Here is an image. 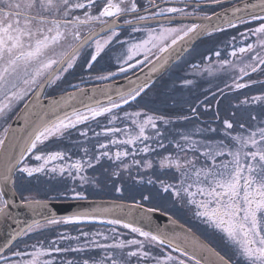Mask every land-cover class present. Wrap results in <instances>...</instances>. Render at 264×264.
Segmentation results:
<instances>
[{
	"label": "snow or ice",
	"instance_id": "1",
	"mask_svg": "<svg viewBox=\"0 0 264 264\" xmlns=\"http://www.w3.org/2000/svg\"><path fill=\"white\" fill-rule=\"evenodd\" d=\"M163 2L167 4L169 0ZM210 2L223 7L224 0ZM188 7V4L184 7H162L157 0H147L146 4H142L141 0H0V117L6 118L15 104L30 95L35 97L31 105L25 104L28 111L24 115V125L19 135L13 137L10 150L0 153V219H13L10 209L14 203L8 196L17 191L16 172L26 173L28 177L35 173L58 174L63 184L61 188L51 189L55 196L48 199H24V204L34 215L42 216L44 222L33 221L27 227L10 233L0 246V264H56V256L69 253L77 254L78 258L61 259L59 264H133V258L135 264H264V93L240 101L242 105L259 104L260 111H246L236 120L226 118L222 121V129L198 127L195 134L201 135V139H195L192 132H179V139L170 141L174 143L175 155L156 153L160 156L159 169L170 172L173 179L179 175V182L171 184L157 178L161 190L175 197V202L192 211L195 218L212 230L205 240L196 237L191 228L185 230L183 225L179 226L181 231L173 229L169 232L159 227L145 230L136 218H132L133 210H143L139 219L150 223L151 214L159 211L158 208L145 209L138 202L125 212L123 205L113 203L103 206L90 202L83 190L84 185L97 183L84 174L86 169L95 168L93 162L100 164L107 158L114 162L111 175L122 177L125 172H130L131 165L125 162L130 155L138 168L147 170L154 167L152 160L143 157L135 159L136 149L129 151L128 146L139 142L142 145L138 150L140 153H155L156 149L147 143L152 141L167 151L163 141L167 139L168 130L165 128L162 131L157 123L170 124L171 121L164 116L125 111L123 120L130 121L132 127L114 126V122L120 119L113 114L114 111L137 101V97L148 87L147 80L140 84L129 80L133 86L127 90L118 88L115 97L108 94V89H102L101 94L106 96L107 104L93 99L78 85H71L74 91L66 92L59 100L50 99L48 105L42 103L45 89L58 86V82L81 59V50L86 46L92 49L90 59H84L88 69L98 63L105 49L111 51L110 46L115 42L124 49L118 57L122 61L119 73L146 64L152 65L150 73H154L163 68L173 53L187 41L201 34L224 31L222 25L237 28L252 21L258 23L246 27L245 31L238 33V37H232V41L239 38V46L233 45L230 52L236 62L223 59L220 66L233 73L236 69L239 71L232 85L227 87L244 89L257 83L252 75H264V0H256L255 3L246 0L242 6H233L230 10L224 8L222 12H212L211 15L204 13L203 16L197 11L199 3L192 11L186 10ZM188 17H194L199 22L176 24ZM149 22L157 26L150 27ZM121 29L128 35V40L121 41ZM136 33L142 36L136 38L133 35ZM215 55L220 57L221 53L216 51ZM140 56L143 59H136ZM115 75L109 71L96 79L108 80ZM245 77L247 82H241ZM191 83L184 80L185 85ZM259 83L264 85V81ZM191 111L193 116L198 115L195 107ZM106 114L110 117L108 123L113 126L95 133L100 149L98 154L84 148V157L65 167L56 166L54 162L65 160L66 150H41L47 148V142H62L66 134L70 136L71 130L77 129L78 125L95 121ZM178 119L192 122L189 116ZM8 132L9 128L5 127L3 138H0V150L5 149ZM205 132H219L222 138L216 140L203 136ZM121 133L123 139L118 138ZM79 134L87 137L88 131L81 130ZM101 135L107 138V143L99 141ZM110 146H116L117 150L112 153ZM29 154L41 163L30 167L26 163ZM69 180L71 187L68 186ZM148 183L154 181L149 179ZM115 191L121 192L122 189L115 187ZM157 197H160L159 191L142 195V200ZM60 198L89 204L85 208L77 203V208L82 210L57 216L49 204L51 200ZM117 209L129 219L115 216ZM86 221L121 225L136 235L124 239L116 227H111L110 234L80 231L77 236L60 233L46 244L44 241L31 245L24 242L23 250L14 244L35 230L80 225ZM169 221L177 223L171 217ZM213 240L218 241L215 246ZM73 241L75 246L71 244ZM64 242H69L68 246H61ZM29 248L31 251H28Z\"/></svg>",
	"mask_w": 264,
	"mask_h": 264
},
{
	"label": "flooded vegetation",
	"instance_id": "2",
	"mask_svg": "<svg viewBox=\"0 0 264 264\" xmlns=\"http://www.w3.org/2000/svg\"><path fill=\"white\" fill-rule=\"evenodd\" d=\"M242 0H224L223 7H218L217 5L210 2V0H169L167 4L163 2V0H157V3H159L162 7L165 6H176V7H184L185 4H188L189 7L186 9L188 11H192V8L195 6L196 3L200 4V9L197 11L201 16H203L204 13H207L209 15L212 14V12H221L224 8L232 7ZM142 4H146L147 0H141ZM195 21L194 17H188L184 18L182 20H178L176 24L179 23H192ZM196 22V21H195ZM258 22L252 21L249 25H238L237 28H224V31L216 32L212 35H209L205 37L203 40H201L189 53L190 61L194 63H215L214 65H218L220 67V61L223 59H229L236 62V58L230 56V52L232 51L233 45L239 46V38L237 41H232L233 36L238 37L239 32L245 31V28L248 26H255ZM150 27H156V23L149 22ZM173 26H176L175 24ZM99 26H97L98 30ZM124 28H127V26H124ZM128 32L131 31L130 28L127 29ZM86 34V30H85ZM136 38H140L142 36L141 33L133 34ZM121 41L128 40L129 37L124 33V30L121 29ZM212 44L216 47V50L209 49ZM111 51L108 49H105V53H102V58H98V63L94 65L92 69H88L86 65L84 64V59L88 58L90 59L89 53L92 51L91 48H88L87 46L81 50V59L77 62V64L74 66L72 70H70V73L65 74V78L58 82V86L54 85L51 88L45 89V97L42 98L43 100L49 99L54 96L63 95L66 92H73L74 89L71 87V85H78L79 87L85 89L93 86L98 85H104L109 84L117 81H121L123 79L129 78L132 75L136 74L137 72L141 71L144 67H146L148 64L143 66H138L133 69H129L126 73H119L118 68L122 61L118 59L120 54L124 51L120 47L119 44H116L115 42L110 46ZM126 47V46H125ZM207 50H210L208 54H205ZM219 51L221 53L220 57H217L215 55V52ZM205 52V53H204ZM204 53V54H203ZM136 59H143L142 56L137 57ZM153 61L155 60L154 57H152ZM134 62V61H133ZM179 64V63H178ZM176 64L175 66H177ZM174 66V67H175ZM173 67V68H174ZM172 68V69H173ZM170 69L160 80V84L157 86V89H153L149 92L146 91L140 98H143L144 101L149 102L151 98L155 95L158 89H163L166 85V82L170 80L178 79V77L182 76L184 73L179 72V68H176L175 70ZM111 71L116 73L115 76L108 80H98L96 79L99 75H107V73ZM235 75H232L231 78H235ZM203 78L207 76H202ZM208 78V77H207ZM252 79L256 80L257 83L250 84L249 87L244 89H234V90H228L221 91V95H225L227 99L230 98V100L234 96H241L245 91H250L251 94H249L246 97H251L254 95H260L261 93H264V86L259 83V81H264V75H260L259 73H255L252 75ZM159 80V81H160ZM211 82L215 80L214 78L209 79ZM248 78L245 77L244 81L241 82H247ZM220 86L223 87L224 82L222 80H219ZM229 85V84H228ZM226 86V85H225ZM156 88V87H155ZM233 89V88H232ZM149 92V94H147ZM228 93V94H227ZM34 95H30L27 97L24 101L19 102L18 104H15L13 106V110L10 111L6 118L0 117V138H3V130L5 127H10L12 121L17 116V114L23 109L25 104L29 102V100ZM156 96V95H155ZM139 98V99H140ZM205 98V97H204ZM244 97L240 98L238 102L241 101ZM195 106H184L183 111L184 112H190L192 113L191 109ZM196 108V107H195ZM210 106H200V110L208 109ZM250 108L249 111L257 110L260 111L261 105L259 104H250L248 107ZM255 108V109H254ZM170 109L169 107H164L162 105H151V104H142V105H136L135 103H132L131 105L123 106L122 110H116L114 111V115H117L120 117L117 121L114 122V126L124 128L125 126L131 128V122L123 120L124 112L127 111L129 113L140 111L141 113H147L149 115H155V116H164L167 119L171 121L170 124L165 125L162 121H158V126L163 131L165 128H167L166 136L167 139H165L163 142L165 146H169L171 138L173 137L175 130L180 125V120H176L179 118V114L172 110L168 111ZM174 109V108H173ZM213 109H216V105L213 106ZM246 111L247 108L243 107ZM167 110V112H165ZM209 110V109H208ZM173 112V115H172ZM253 113H255L253 111ZM190 118H193V115L189 116ZM174 118V119H173ZM110 117L106 114L105 116L98 117L95 121H88L86 124H81L77 126V129L71 130V135H67L62 139L61 141L53 140L51 142H47V148H42V151H54V150H66L67 158L65 160H59L55 161L54 164L56 166H65L67 167L68 164L74 162L77 159H81L84 157V148H88L90 152H94L98 154L100 151L97 143V137L95 133L102 132V130L106 127H112L113 125H110L108 123V120ZM191 123L187 122V124L182 125H195L194 128H192V132L194 135V138H196V134L194 133L195 128H207V127H216L220 125V127H216L217 129H222V121H213L210 119H202L200 122L195 123L191 119ZM185 122V121H184ZM214 123V124H213ZM207 124V126H206ZM191 128V126H189ZM81 130H87L88 136L87 137H81L79 132ZM151 133V130L149 129V134ZM203 136L207 137H214L221 139L222 134L221 133H203ZM119 139H123V134H118ZM99 141L102 143H107V138H105L103 135L99 137ZM148 144L151 145L152 148L156 149L155 153H140L138 150L142 145L137 142L135 146H128L129 151H132L133 148L136 149L137 155L135 156V159L139 160L141 157L144 159L152 160L154 163L153 169H147L145 170L142 167H137L133 164V157L130 155L129 157L125 158V162L131 165L130 172H125L122 177H116L111 175V171L113 168L111 167L114 162L108 161L107 158H104L100 164H95L94 169H86L85 175H88L89 177L94 178L97 183H92L88 185H84V191L89 196V201H117V202H126V203H142L144 207H156L161 208L164 211L168 210L167 205L164 207V201L165 199L171 200V202L174 204V206L177 207V210L175 213H172L175 218L179 219L182 223L186 224L189 228L192 229L194 233H198L201 235V237L205 240L206 236L212 231L211 229H208L205 224H203L199 219L195 218L192 211L185 210L180 205L175 202V197L170 196L169 193H164L159 184V180H164L167 183H178L179 182V175H176V179L172 178V174L170 172H167L166 170L159 169L158 161L160 159V156H158L156 153H160L162 155H168L169 153H172L175 155V148L174 143H171L170 151H165L164 149H161L157 147L156 144H154L152 141H147ZM111 152L114 153L117 150L116 146H110ZM120 150H123L121 148ZM26 163L30 167H36L38 166L41 161H36L34 158H32V155L29 154L28 157H26ZM52 165H49L51 167ZM15 177L18 181L17 184V191L16 194L18 195L19 199L23 202L25 198L30 199H36V200H45L48 199L49 196H55V192L51 191V189L54 188H61L63 187V184L61 183V178L58 174H52L50 172L45 173H35L32 177H28L26 173H20L16 172ZM141 177L143 178L141 180ZM159 178V180L157 179ZM65 180H67V176L64 177ZM152 179L154 183H148V180ZM115 182V184H113ZM79 182L77 181V184ZM68 186H72V182L68 181ZM115 187H119L122 189L121 192H116ZM157 191L160 192V197H157L153 200L144 201L142 200V195H149L150 193L155 194ZM51 201H70L63 198L60 199H53ZM71 226V227H70ZM65 226V225H59V226H52L47 227L39 230H35L31 233H29L27 236H23L15 245L19 249H24V242H27L29 245L36 243L37 241H44L45 244L47 241L55 239L58 234L64 233L65 231L68 235L71 236H77L75 233L74 225ZM98 231V228H96L93 232ZM136 234L131 233V237L133 238ZM121 236H125L121 234ZM82 242V241H81ZM69 242H64L61 246H68ZM213 245L215 246L218 241L213 240ZM72 246H75V242H71ZM218 251H221L220 247H217ZM28 251H31V248L28 249ZM170 251V250H168ZM98 252V250H97ZM10 255V253H6ZM174 255H178L177 253H173ZM223 254V252H222ZM78 258L77 254L75 253H69L67 255H61L56 256V264H59V261L61 259H74ZM98 258V256H97Z\"/></svg>",
	"mask_w": 264,
	"mask_h": 264
},
{
	"label": "water",
	"instance_id": "3",
	"mask_svg": "<svg viewBox=\"0 0 264 264\" xmlns=\"http://www.w3.org/2000/svg\"><path fill=\"white\" fill-rule=\"evenodd\" d=\"M245 2H246V0H242L240 3H238L234 6H242L243 3H245ZM248 2L255 3L256 0H248ZM232 7L228 8V9L230 10ZM196 22H199V21H196ZM222 27L226 28L225 25H222ZM214 33H216V32H212V34H214ZM207 36H208V34H201L200 36L192 39L191 41H187L183 45V47L179 49V51H177L176 53H173V55L169 59L168 63L157 72L150 73V69H151L152 65L148 64L141 71L137 72L136 74L132 75L129 78H126V79H123L121 81H117L114 83H110V84L85 88L84 90L88 93V95L93 96V99L101 100L105 104H107V98L105 95L101 94V90L102 89H108L109 90L108 94L115 97L116 91L118 88L121 90H127L128 88L133 86V85L129 84V80L135 81L137 84L143 83L145 80H147L148 87L144 90V92H145L155 82H157L161 77H163L174 65H176L186 54H188L193 49V47L195 45H197L201 40H203ZM153 62H155V60ZM143 93H141V95ZM77 95H79V93H77ZM62 96H64V95H60V96L52 97V98H49L46 100H42V103L44 105H48L50 99L59 100ZM34 98L35 97L33 96L27 104L31 105V102L34 100ZM80 98L84 99V97H80ZM85 102L87 103L88 101L85 100ZM73 103L76 104L77 107H80V105L78 103H76L75 101H73ZM123 106H126V105H123ZM27 111H28V109H26L24 107L18 113V115L15 117V119L12 121V123L9 127V132L7 134L8 135V141L6 142L5 149L0 150V153H2L5 150H10V145L13 141V137L19 135V130L24 125V115ZM8 198L11 201H13V203H14V206L11 207V209H10L13 219H0V246H2L5 243V241L9 238L10 233L19 230V228L27 227L28 225L32 224L33 221H41V223L44 222L43 217L40 215H34L33 211H31L24 203H22L19 200L16 193L14 195L9 193ZM90 202L99 203L103 206H111L113 203L123 205L125 212H127L128 207L132 205V204L119 203V202H112V201H90ZM77 203L83 204L85 208L88 207V204H89V202H50L49 207L52 209V211L55 212V214L57 216H64V215H70L75 211L82 210V209L77 208ZM142 214H143V210L134 209L133 213H132V218H136L137 223L141 227H144L145 230H149V228H151L152 230H155L156 227H159V228L164 229L165 231H169V232L172 231L173 229H175L176 231H181V229L179 227L181 224L178 223L177 221H176L177 222L176 224L170 223L169 216H167L165 214H162L158 211L151 214V222L150 223L147 221L139 219V217ZM114 215L115 216H121L124 219H129V217H127L123 213H121L119 211V209H117L115 211ZM109 218H112V217H109ZM172 220H174V219L172 218ZM86 222L98 223V224L105 225V226H111V225H107V224H102L98 221H86ZM184 229L186 230L187 228L184 227ZM195 236L198 237L197 235H195Z\"/></svg>",
	"mask_w": 264,
	"mask_h": 264
},
{
	"label": "trees",
	"instance_id": "4",
	"mask_svg": "<svg viewBox=\"0 0 264 264\" xmlns=\"http://www.w3.org/2000/svg\"><path fill=\"white\" fill-rule=\"evenodd\" d=\"M188 56H186L177 66H175L172 69V70H175L176 68H179V72L184 73L182 74V76L178 77V79L170 80L166 82L165 87L163 89H158L157 92L155 93L156 96L154 95L149 102L144 101L143 100L144 97H143V98L138 99L135 102V104L136 105L151 104V105H162L164 107H169L170 109H168V111H172V110L176 111L179 114V117L186 116L188 114V112L183 111L184 106H195V107L210 106L211 108L209 110L208 109L200 110L199 108L197 109V112L198 111L202 112V114L199 115L200 117L199 120L192 119L197 124V122H200L202 119L221 121V119L223 118H226V117L228 118L229 114L227 113V110H226L228 105L233 102H238L240 98L246 97L252 93L251 90L253 89H250V91H245L243 95L241 96H234L231 100L230 98L227 99L226 96L221 95L220 93L221 91H219L220 90L219 81L215 83L216 80H213L211 83H209L205 80H202L203 78L202 76L198 75L199 70H197L199 62L194 63L190 61L189 58H187ZM184 80H190L192 81V83L185 85ZM161 81L162 80L158 81L152 87L151 90L157 89V86L160 84ZM149 92L147 94H149ZM215 105H216V109H213V106ZM241 111L246 112V110L243 109L242 107V110L238 109L234 116L240 115ZM165 112H167V110H165ZM172 115H173V112H172ZM176 120H180L179 121L180 126L177 127L174 134H177L179 132H184L186 131V129H189V126L186 127V125H182V124H187L188 121H185L182 119H176ZM190 132H192V130ZM198 136H201V135H196V137ZM169 144H170L169 146L166 145L167 151H170V148H171V143ZM166 205L167 206L171 205L172 206L171 210H174L173 212L177 210V207L172 204L171 200L169 201L165 199L164 207ZM159 211L169 216H172L174 219L179 221L181 224L189 228L186 224L182 223L179 219L175 218V216L172 213L168 211H164L161 208H159ZM65 226L67 227L70 225H65ZM73 227L75 228V233H78V229L82 227L84 229L80 231L93 232L96 228H98V231L105 232L106 234H110L109 229L111 227H116L117 232L119 234L125 235V236H121V238L131 239L130 230L124 229L121 225L102 226V225L86 224L84 226L74 225ZM197 235L199 234L197 233ZM199 237H201V235H199ZM100 255H102V253H100ZM133 264H135V258H133Z\"/></svg>",
	"mask_w": 264,
	"mask_h": 264
},
{
	"label": "rangeland",
	"instance_id": "5",
	"mask_svg": "<svg viewBox=\"0 0 264 264\" xmlns=\"http://www.w3.org/2000/svg\"><path fill=\"white\" fill-rule=\"evenodd\" d=\"M209 49H213L214 51L216 50V47L212 44V46L209 48ZM210 52V50H207V52L205 53V54H208ZM215 64V63H214ZM213 63H211V64H208V63H201V64H199L198 65V68H197V70H199L198 71V75L199 76H207V77H205V78H203L202 80H205V81H207V82H209V83H211V81L209 80L210 78H214L216 81H215V83L217 82V81H219V80H222L223 82H224V84L225 85H232V83H233V79L234 78H231L232 77V75H235V76H238L239 75V71H238V69H236L235 70V72L233 73V71L232 70H230V69H222L221 68V66L219 67L218 65H214ZM197 75V76H198ZM234 76V77H235ZM225 85H223V87H221L220 86V89H221V91H228V90H234L235 88L234 87H227V86H225ZM264 86V85H263ZM233 88V89H232ZM221 93V92H220ZM228 94V93H227ZM250 98V97H249ZM245 99V97L243 98V99H241V101L242 100H244ZM250 106V104H248V105H242V104H240V102H233V103H231V104H229L228 105V107L226 108V110H227V113L229 114V116H228V118L227 119H233V120H236V119H239L240 118V116L242 115V114H244L245 112L244 111H241V113H240V115H238V116H234V114H236V111L238 110V109H241L242 110V107H245V108H247V112H252L253 113V111L256 113V112H258L257 110L255 111V110H252V111H249L250 110V108H248ZM200 109V107H196V109ZM211 108V107H210ZM210 108H208V109H210ZM255 109V108H254ZM198 113V115L197 116H194L193 118H191V119H200V117H199V115H201L202 114V112H200V111H198L197 112ZM190 115H193L192 113H190V112H188V114L186 115V116H190ZM226 118H223V119H221V121H223L224 119H226ZM214 124V123H213ZM187 126H191V128L189 127V129H186V131L187 132H190L191 130H192V128H194V126L195 125H186V127ZM206 126H207V124H206ZM216 127H220V125H218V126H216ZM215 127V128H216ZM195 130H196V128L194 129V133H195ZM186 131H184V132H186ZM213 134V133H212ZM202 137L201 136H198V137H196L195 139H201ZM213 139H216V140H219L218 138H214V137H212ZM174 139H179V136H177V134H174L173 135V137L171 138V141H173ZM178 203V202H177ZM173 204V203H172ZM179 205H180V207H182L183 209H185L186 211L188 210L187 208H185L184 206H182L180 203H178ZM174 205V204H173ZM168 207V212H172V213H175V212H173L174 210H171V208H172V206L171 205H169V206H167ZM78 226H84V225H82V224H80V225H78ZM84 228H79L78 229V233H76L77 235H79V233H80V230H83ZM64 233H66L65 231H63Z\"/></svg>",
	"mask_w": 264,
	"mask_h": 264
},
{
	"label": "bare ground",
	"instance_id": "6",
	"mask_svg": "<svg viewBox=\"0 0 264 264\" xmlns=\"http://www.w3.org/2000/svg\"><path fill=\"white\" fill-rule=\"evenodd\" d=\"M212 35V34H211Z\"/></svg>",
	"mask_w": 264,
	"mask_h": 264
}]
</instances>
